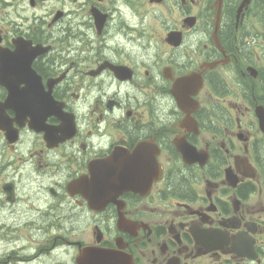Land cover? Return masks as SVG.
<instances>
[{"label": "flooded vegetation", "instance_id": "af4514ba", "mask_svg": "<svg viewBox=\"0 0 264 264\" xmlns=\"http://www.w3.org/2000/svg\"><path fill=\"white\" fill-rule=\"evenodd\" d=\"M86 248L264 264V0H0V264Z\"/></svg>", "mask_w": 264, "mask_h": 264}, {"label": "water", "instance_id": "95a60500", "mask_svg": "<svg viewBox=\"0 0 264 264\" xmlns=\"http://www.w3.org/2000/svg\"><path fill=\"white\" fill-rule=\"evenodd\" d=\"M110 161L106 162L103 165L101 170H106L103 173L104 176H109L110 170ZM100 170V168H95L94 170ZM93 174L92 179L88 182L89 190L94 195L95 192L100 190L106 189V185L108 178H95ZM99 176V174H98ZM95 196V195H94ZM78 264H131L130 260L123 258V256L119 255L116 252L108 251V250H100V249H93L89 248L81 252L80 257L77 260Z\"/></svg>", "mask_w": 264, "mask_h": 264}, {"label": "rangeland", "instance_id": "374dc122", "mask_svg": "<svg viewBox=\"0 0 264 264\" xmlns=\"http://www.w3.org/2000/svg\"><path fill=\"white\" fill-rule=\"evenodd\" d=\"M38 264H48V263H44V262H41V261H39V263Z\"/></svg>", "mask_w": 264, "mask_h": 264}, {"label": "bare ground", "instance_id": "6f19581e", "mask_svg": "<svg viewBox=\"0 0 264 264\" xmlns=\"http://www.w3.org/2000/svg\"><path fill=\"white\" fill-rule=\"evenodd\" d=\"M85 24V23H84ZM87 24V23H86ZM60 36V35H59Z\"/></svg>", "mask_w": 264, "mask_h": 264}]
</instances>
